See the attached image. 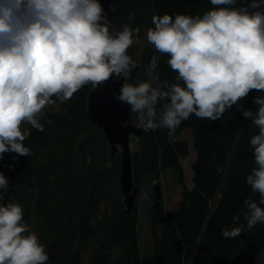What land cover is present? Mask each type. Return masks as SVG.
Wrapping results in <instances>:
<instances>
[{
    "label": "trees",
    "instance_id": "1",
    "mask_svg": "<svg viewBox=\"0 0 264 264\" xmlns=\"http://www.w3.org/2000/svg\"><path fill=\"white\" fill-rule=\"evenodd\" d=\"M244 1L237 0V6ZM212 7L210 0H118L111 6V25L112 29L138 28L139 32L133 33L135 42L154 27L153 15H202ZM134 47H129L127 54L136 67L128 77L114 75L115 79L124 77L125 83L136 85L148 82L144 75L148 72L155 76V88L166 90L165 81L168 85L177 83V74L165 62L166 54L158 53L152 45L136 57ZM153 55L158 67L149 72ZM258 95L264 93L250 91L216 121L192 115L174 130L140 129L138 149L131 154L133 184L137 187L146 176H153L157 182L159 174L168 169L177 171L178 183L183 185L180 161L188 156L189 149L188 142L179 138L184 129L190 131L196 153L190 165L192 187L182 186L178 204L167 212L161 200H154L150 207V264H255L264 251V224L258 223L236 238L221 235L222 229L246 228V198L264 208L259 194L245 183L247 174L257 167L249 140L259 130L242 112L256 113L258 105L253 98ZM87 96L88 85L63 104L53 97L55 103L46 106L38 118L43 131L29 124L23 144L30 155L3 154L0 172L8 186L0 189L4 193L0 203L22 205L23 222L41 242L52 244L54 256L46 264H85L83 257L88 252L86 264H142L137 213H125L119 195H111L107 163L115 156L110 158L101 130L89 124ZM168 103L169 98H158L155 122ZM131 120L137 126L136 113ZM118 175L119 166L117 180ZM102 203L106 206L100 211Z\"/></svg>",
    "mask_w": 264,
    "mask_h": 264
},
{
    "label": "clouds",
    "instance_id": "2",
    "mask_svg": "<svg viewBox=\"0 0 264 264\" xmlns=\"http://www.w3.org/2000/svg\"><path fill=\"white\" fill-rule=\"evenodd\" d=\"M210 4L214 7L202 15H153L147 42L167 55L165 62L177 74V83L165 81L166 90L146 81L122 84L119 99L131 106L138 116L137 127L144 132L174 130L192 115L216 121L250 91L264 93V0L240 6L237 0H210ZM109 24L99 0H0V160L9 152L30 155L23 144L29 133L20 126L27 122L43 131L38 118L55 103L53 97L63 104L83 86L95 89L114 75H130L136 64L127 50L139 29L124 26L113 36ZM157 67L153 55L148 71ZM165 97L169 103L155 122V105ZM253 102L258 105L256 113L244 110L242 115L259 130L249 140L257 167L245 183L264 205V95L255 96ZM7 186L0 172V189ZM3 196L0 193V200ZM244 203L246 228L222 229V237L236 238L264 224V208L251 197ZM23 215L22 205L0 203V264L49 260Z\"/></svg>",
    "mask_w": 264,
    "mask_h": 264
},
{
    "label": "rangeland",
    "instance_id": "3",
    "mask_svg": "<svg viewBox=\"0 0 264 264\" xmlns=\"http://www.w3.org/2000/svg\"><path fill=\"white\" fill-rule=\"evenodd\" d=\"M122 30L123 28L121 26H116L112 29V35L115 36L117 32ZM133 45L135 46L134 51L136 57H138L143 48L152 47V45L147 42L146 33H144L138 40H136ZM144 75L146 76L145 78L148 83H150L152 87H155V76L148 72H146ZM28 127L29 123L27 122H22L20 126L22 132H27ZM179 138L186 140L189 144L188 156L180 161L183 175V185L178 183V175L175 169H168L165 172L159 174V180H157V182H159L161 186V202L164 212L173 209L178 204L181 198L183 187L187 189H190L192 187L190 165L195 160L196 154L192 147V136L188 129H184L181 135H179ZM129 143V151L132 154L138 149L137 138L130 134ZM121 152L122 150L115 153L114 161L108 162L107 167L110 168L109 188L111 195H119V199L122 202L123 198L120 194V186L118 184V180L115 178L116 168L117 166H120ZM153 182V176H146L143 178L138 186V195L133 205L134 209L132 208V210H135L137 213L138 246L142 264H150L152 259V240L148 220L150 207L154 204L155 200L152 189ZM105 206L106 204L102 203L100 206V211L104 210ZM124 208L126 207L124 206ZM39 242L45 246V250L49 256V259L52 258L54 256L52 244L45 241L41 242L40 240ZM89 253L90 252H88V254L84 255L83 257L85 264L89 259ZM255 264H264V251L256 260Z\"/></svg>",
    "mask_w": 264,
    "mask_h": 264
},
{
    "label": "water",
    "instance_id": "4",
    "mask_svg": "<svg viewBox=\"0 0 264 264\" xmlns=\"http://www.w3.org/2000/svg\"><path fill=\"white\" fill-rule=\"evenodd\" d=\"M115 1L118 0H99L103 6L104 15L110 21L109 32L111 35L113 16L111 6ZM247 2L249 0L244 1L242 4ZM124 83V77L115 79L113 76L95 89L88 85L86 117L89 124L100 129L106 138L110 158L118 152V147L122 150L118 175L120 192L124 195L121 207L125 213H130L138 195V187L133 185L129 136L131 134L138 137L140 128L134 126L131 121L134 115L131 112V106L119 99L120 89ZM152 189L155 200H161L162 193L159 182H154Z\"/></svg>",
    "mask_w": 264,
    "mask_h": 264
},
{
    "label": "flooded vegetation",
    "instance_id": "5",
    "mask_svg": "<svg viewBox=\"0 0 264 264\" xmlns=\"http://www.w3.org/2000/svg\"><path fill=\"white\" fill-rule=\"evenodd\" d=\"M121 149L118 147V152L120 151ZM124 198V197H123Z\"/></svg>",
    "mask_w": 264,
    "mask_h": 264
}]
</instances>
